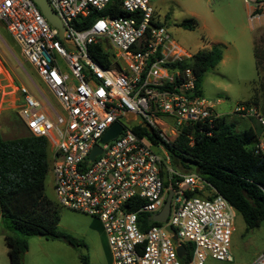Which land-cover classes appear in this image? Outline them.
<instances>
[{
  "label": "built area",
  "instance_id": "obj_1",
  "mask_svg": "<svg viewBox=\"0 0 264 264\" xmlns=\"http://www.w3.org/2000/svg\"><path fill=\"white\" fill-rule=\"evenodd\" d=\"M111 1L48 0L65 27L60 38L33 0H0V32L11 35L40 81L26 75L33 88L18 86V114L31 134L49 142L56 202L101 221L112 264H183L189 252V264L232 261L235 209L197 172L175 170L161 141L134 131L149 123L172 140L183 126L201 124L211 135L224 115L200 92L193 54L173 38L149 0H121L129 16L98 15L88 27H77L76 20L84 22ZM262 8L256 5L251 14L259 24ZM102 39L118 50L109 53L108 67L90 56ZM232 113L264 128V110L255 102L237 103ZM162 114L174 123L161 120ZM114 122L122 130L102 142ZM95 145L102 152L92 160ZM256 151L264 154V141ZM170 190L167 220L153 221ZM183 240L192 244L190 250ZM179 245L185 247L183 257ZM255 264H264V251Z\"/></svg>",
  "mask_w": 264,
  "mask_h": 264
},
{
  "label": "rangeland",
  "instance_id": "obj_2",
  "mask_svg": "<svg viewBox=\"0 0 264 264\" xmlns=\"http://www.w3.org/2000/svg\"><path fill=\"white\" fill-rule=\"evenodd\" d=\"M263 1L149 0L157 18L188 52L195 54L207 50L209 32H215L216 36L223 39L224 59L204 73L199 89L203 96L216 103L215 109L225 116L226 122L236 132H242L248 127L246 118L232 113L237 103L253 101L264 110V24L251 18L255 6H261ZM191 17L197 18L200 24L192 29L180 25L183 19ZM257 39L259 64L254 49ZM101 44L111 55L118 52L107 39H102ZM0 61L4 65L3 68L0 64V136L12 139L28 134V129L18 114L20 93L17 88L21 83L33 88V82L26 75H31L36 82L40 81L17 43L5 32H0ZM160 119L174 123V119L168 115L162 114ZM139 121L140 116L132 122L138 124ZM49 154L51 156L50 145ZM53 183L54 175L50 169L45 193L56 201ZM58 208L59 229L78 238L81 243L71 246L62 240L41 235L31 236L28 238L24 264H84V257L88 258L87 264H112L111 251L101 221L63 206ZM5 232L7 230L0 213V264H10ZM182 243L190 250L192 244L189 241L183 240ZM263 251L264 221L247 231L242 215L234 210L230 246L233 260L218 261L208 258L207 264H255L256 258Z\"/></svg>",
  "mask_w": 264,
  "mask_h": 264
},
{
  "label": "trees",
  "instance_id": "obj_3",
  "mask_svg": "<svg viewBox=\"0 0 264 264\" xmlns=\"http://www.w3.org/2000/svg\"><path fill=\"white\" fill-rule=\"evenodd\" d=\"M98 15L116 17L129 16L130 13L122 9L121 0H114L103 11L92 12L84 22L76 20L75 24L78 28H86ZM180 25L192 29L199 25V20L185 18ZM2 32L9 34L5 30ZM255 54L259 64L257 45ZM90 56L103 67L111 64L109 52L100 42L91 46ZM222 57V45L193 54L190 65L197 74L199 88L204 73L215 67ZM206 130L201 124L186 125L174 139L166 140L156 130L150 133L142 125L134 128L136 133L147 136L152 142L161 141L174 168L195 171L209 182L242 215L246 230L250 231L264 221V154L256 151L258 134L253 127L236 132L225 116L216 122L211 135ZM49 171L47 138L29 131L12 139L0 136V213L7 230L4 239L10 264H24L31 236L62 240L71 246L81 243L78 238L59 229V205L45 193ZM141 217L146 216L142 214ZM150 224L155 223L151 221ZM190 256L189 252L182 258L183 264H189ZM83 261L87 264L88 258L84 257Z\"/></svg>",
  "mask_w": 264,
  "mask_h": 264
},
{
  "label": "water",
  "instance_id": "obj_4",
  "mask_svg": "<svg viewBox=\"0 0 264 264\" xmlns=\"http://www.w3.org/2000/svg\"><path fill=\"white\" fill-rule=\"evenodd\" d=\"M33 1L39 6L42 14L47 18V20L51 23V25H53L59 29V37L63 38V32H64L65 27H64L60 17L52 9L48 0H33ZM129 117H132V115L129 114ZM143 126L150 133H153V128L149 123H144ZM122 128H123V126L119 122H114L111 125V127L103 135L102 142H107V141L117 137L118 134L120 133V131L122 130ZM101 152H102V148L99 145H95L91 154H90V158L93 160L95 158V156L100 154ZM172 195H173V191L170 190L162 210L153 215V221L165 222L167 220L169 212H170ZM167 230L170 232H173V229L171 226H168ZM173 238L176 240L177 237L174 235ZM184 253H185V247L183 245H179L178 246L179 256L183 257Z\"/></svg>",
  "mask_w": 264,
  "mask_h": 264
},
{
  "label": "crops",
  "instance_id": "obj_5",
  "mask_svg": "<svg viewBox=\"0 0 264 264\" xmlns=\"http://www.w3.org/2000/svg\"><path fill=\"white\" fill-rule=\"evenodd\" d=\"M262 4H263V11H264V1L262 2ZM200 24V23H199ZM264 23H262L261 25H263ZM260 25V26H261ZM206 28V27H205ZM207 39H209V40H207L208 42H207V45H208V48H207V50L208 49H211L214 45H222L223 46V57H222V59H224V56H225V45L223 44L224 43V41H223V39L222 38H220V36H216L215 35V32L214 33H211V32H209V36H208V38ZM259 40L257 39L256 41H255V44H254V49H255V46L257 45V42H258ZM237 116V115H236ZM239 117V116H238ZM242 118V117H241ZM247 119V124H248V127L247 128H245L244 130H246V129H249L250 127H253L254 128V130H255V132L258 134V138H259V141H264V139H263V137H264V128L263 127H261L260 126V124L257 122V120L256 119H254V118H246ZM254 122H253V121ZM257 124V125H256ZM243 130V131H244ZM27 252V251H26Z\"/></svg>",
  "mask_w": 264,
  "mask_h": 264
}]
</instances>
